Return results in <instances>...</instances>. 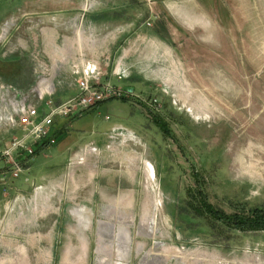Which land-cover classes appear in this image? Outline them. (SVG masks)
<instances>
[{
  "label": "rangeland",
  "instance_id": "obj_1",
  "mask_svg": "<svg viewBox=\"0 0 264 264\" xmlns=\"http://www.w3.org/2000/svg\"><path fill=\"white\" fill-rule=\"evenodd\" d=\"M98 1L122 34L97 69L122 95L56 118L19 177L0 162V264H264V231L210 214L264 210V0ZM51 2L0 0V24ZM136 41L149 74L113 67Z\"/></svg>",
  "mask_w": 264,
  "mask_h": 264
},
{
  "label": "crops",
  "instance_id": "obj_2",
  "mask_svg": "<svg viewBox=\"0 0 264 264\" xmlns=\"http://www.w3.org/2000/svg\"><path fill=\"white\" fill-rule=\"evenodd\" d=\"M51 3L54 9L52 14L38 15L34 12L13 14L0 24V75L10 74L14 70L13 64H18L24 58L32 62L37 72L33 81L36 84L27 94H24L25 87L10 85L0 78V144L6 142L2 132L9 136L18 131L11 118H17L16 113L21 107L36 103L40 99H64L62 96L74 88L77 89L76 83L68 85L69 78L76 82L82 76L83 68L101 65L102 57L110 51L109 46L116 44L122 34L120 29L118 32L117 29L110 28L106 31L104 25L111 19L105 17L113 8L101 10L99 5L102 3L98 0H52ZM88 19L93 20L89 23ZM99 28L101 30H98ZM138 42L122 50L113 67L128 73L131 69L139 68V71L149 74L145 58L150 46L145 43L143 48H139L142 44ZM137 47L140 53L132 62V50H137ZM91 52L93 55L89 57ZM74 66L79 68L75 76L72 74ZM159 72L162 73L160 76L162 81L170 85L168 79L163 78L166 69ZM50 86L52 89L48 90ZM37 193L40 196V190ZM38 199V196L34 199L36 205ZM12 201V205L16 204V207L17 198ZM79 213L77 215H80ZM23 216L24 214L20 215V218ZM10 224L13 225L11 220ZM13 237L16 240H25L18 235ZM35 241L33 238L32 242ZM98 255L103 257L105 253L99 251ZM41 256L40 252L38 258ZM18 258L29 259L24 251H21ZM27 262L29 263L27 260L17 264Z\"/></svg>",
  "mask_w": 264,
  "mask_h": 264
},
{
  "label": "built area",
  "instance_id": "obj_3",
  "mask_svg": "<svg viewBox=\"0 0 264 264\" xmlns=\"http://www.w3.org/2000/svg\"><path fill=\"white\" fill-rule=\"evenodd\" d=\"M97 68H83L82 76L76 81L79 90L76 97L61 103L40 99L36 103L21 107L16 113L17 118H11L12 124L21 135L15 133L0 146V162L4 161L9 166L14 177H19L20 172L36 154L35 146L43 147L45 144L55 143L56 139L50 135L56 118H67L78 111H88L110 98L121 97L122 94L114 85L102 82V74ZM51 89L50 86L48 90ZM45 108L47 112L43 113Z\"/></svg>",
  "mask_w": 264,
  "mask_h": 264
},
{
  "label": "trees",
  "instance_id": "obj_4",
  "mask_svg": "<svg viewBox=\"0 0 264 264\" xmlns=\"http://www.w3.org/2000/svg\"><path fill=\"white\" fill-rule=\"evenodd\" d=\"M46 146L48 145L45 144L43 147ZM202 207L205 206L202 204ZM210 214L219 222H223L226 227L242 234L264 231V210L260 208L235 212L231 215L211 210Z\"/></svg>",
  "mask_w": 264,
  "mask_h": 264
},
{
  "label": "flooded vegetation",
  "instance_id": "obj_5",
  "mask_svg": "<svg viewBox=\"0 0 264 264\" xmlns=\"http://www.w3.org/2000/svg\"><path fill=\"white\" fill-rule=\"evenodd\" d=\"M31 63L30 60L24 58L18 64H13L14 70L10 74L0 75V78L4 82H9L10 85L26 87L35 80L37 74Z\"/></svg>",
  "mask_w": 264,
  "mask_h": 264
},
{
  "label": "bare ground",
  "instance_id": "obj_6",
  "mask_svg": "<svg viewBox=\"0 0 264 264\" xmlns=\"http://www.w3.org/2000/svg\"><path fill=\"white\" fill-rule=\"evenodd\" d=\"M135 158H136V157H135ZM132 161H134V163H135V160L132 159L131 162H132ZM137 163H138V162H137ZM135 168H136V167H135ZM154 232H155L154 227H151V233H154ZM107 233H108V232H107ZM105 241H106V240H105ZM112 242H113V241H112Z\"/></svg>",
  "mask_w": 264,
  "mask_h": 264
}]
</instances>
